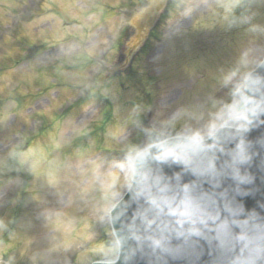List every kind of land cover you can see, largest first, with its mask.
Wrapping results in <instances>:
<instances>
[{
	"label": "rangeland",
	"instance_id": "obj_1",
	"mask_svg": "<svg viewBox=\"0 0 264 264\" xmlns=\"http://www.w3.org/2000/svg\"><path fill=\"white\" fill-rule=\"evenodd\" d=\"M83 1L0 0V261L8 264L114 258L116 246L104 239L110 235L107 211L131 175L132 154L120 153L130 139L142 137L129 127L142 124L145 106H152L156 130L177 134L172 127L197 141L206 138L237 101L242 74L264 55V0H184L187 8L159 29L162 41L135 60L130 81L106 71L95 85L96 77L87 78L96 67L66 63L86 52L113 68L118 54L105 41L117 17L107 9L113 17L84 15ZM142 2L129 0L127 6ZM29 46L38 51L25 60ZM99 91L108 98L103 111L93 106ZM82 95L87 99L73 102ZM42 124L30 151L8 150ZM12 157L23 165L19 171H13Z\"/></svg>",
	"mask_w": 264,
	"mask_h": 264
},
{
	"label": "water",
	"instance_id": "obj_2",
	"mask_svg": "<svg viewBox=\"0 0 264 264\" xmlns=\"http://www.w3.org/2000/svg\"><path fill=\"white\" fill-rule=\"evenodd\" d=\"M155 12L165 0H156ZM250 129L204 147L168 143L115 213V264H264V67ZM257 91V93H256Z\"/></svg>",
	"mask_w": 264,
	"mask_h": 264
},
{
	"label": "bare ground",
	"instance_id": "obj_3",
	"mask_svg": "<svg viewBox=\"0 0 264 264\" xmlns=\"http://www.w3.org/2000/svg\"><path fill=\"white\" fill-rule=\"evenodd\" d=\"M241 122V120H239L238 118L236 119V121H234L232 124H234L235 126L238 125Z\"/></svg>",
	"mask_w": 264,
	"mask_h": 264
},
{
	"label": "trees",
	"instance_id": "obj_4",
	"mask_svg": "<svg viewBox=\"0 0 264 264\" xmlns=\"http://www.w3.org/2000/svg\"><path fill=\"white\" fill-rule=\"evenodd\" d=\"M171 4H173V2H171Z\"/></svg>",
	"mask_w": 264,
	"mask_h": 264
}]
</instances>
